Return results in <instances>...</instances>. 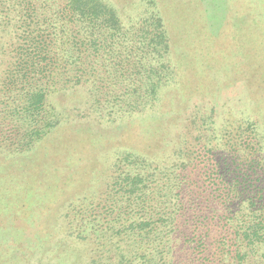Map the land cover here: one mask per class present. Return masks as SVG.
Wrapping results in <instances>:
<instances>
[{"label":"rangeland","instance_id":"obj_1","mask_svg":"<svg viewBox=\"0 0 264 264\" xmlns=\"http://www.w3.org/2000/svg\"><path fill=\"white\" fill-rule=\"evenodd\" d=\"M99 1L113 9L127 28L161 17L176 77L149 110L133 116L120 111L112 97L115 85L100 95L108 100L105 108L95 102L98 92L85 86L51 94L58 127L32 152L17 155L0 149V264H118L125 252L117 240L120 235L109 228L119 221L116 214L104 212L113 202L106 193L120 158L148 150L154 160L188 165L190 193L208 201L212 197L217 207L223 192L218 190L217 172H207L212 162H207L195 140L200 126L213 124L223 130L231 123L253 124L264 137V0ZM7 61L0 51V83ZM9 115L0 103V142L11 136ZM158 122L165 136L155 139L159 133L153 127ZM148 128L152 137H146ZM102 196L110 200L107 206H101ZM187 213L194 226L198 218L193 211ZM213 216L201 218L216 223ZM189 228L187 235L179 231L172 235L167 259L172 264H209ZM184 239L189 245L181 248ZM229 253L221 254V260L231 259ZM257 257L263 263L264 250ZM251 261L245 264H261Z\"/></svg>","mask_w":264,"mask_h":264},{"label":"trees","instance_id":"obj_2","mask_svg":"<svg viewBox=\"0 0 264 264\" xmlns=\"http://www.w3.org/2000/svg\"><path fill=\"white\" fill-rule=\"evenodd\" d=\"M0 51L8 59L2 65L0 103L11 116V136L0 142V149L10 154L32 152L58 127L59 115L50 101L57 91L88 87L98 92L95 102L105 108L108 100L100 95L115 85L112 97L120 111L133 116L149 110L176 77L163 19L153 16L127 28L99 0H0ZM162 127L159 122L153 127L159 133L155 139L165 136ZM150 128L146 137L153 135ZM199 130L195 140L212 162L206 171L219 175L220 205L212 197L208 201L190 193L188 165L154 160L148 150L126 154L114 165L115 181L106 193L113 202L104 195V204L99 203H109L104 213L116 214L119 221L109 228L120 235L125 252L118 264H172L167 259L172 235H187L189 227L209 264L262 262L257 255L264 250V137L253 124L231 123L223 130L205 124ZM244 134L251 136L244 139ZM188 210L198 218L194 226ZM211 213L218 221L207 224L201 215ZM181 243V248L189 245L185 239ZM227 251L231 259L221 260Z\"/></svg>","mask_w":264,"mask_h":264}]
</instances>
